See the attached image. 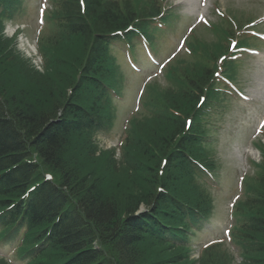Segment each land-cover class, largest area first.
<instances>
[{
	"label": "trees",
	"instance_id": "trees-1",
	"mask_svg": "<svg viewBox=\"0 0 264 264\" xmlns=\"http://www.w3.org/2000/svg\"><path fill=\"white\" fill-rule=\"evenodd\" d=\"M57 2L51 12V30L39 39L44 65L55 59L43 42L57 47L77 39L84 48L79 54L80 64L76 72L79 77L73 79L68 93L52 109H47L44 99H38L34 90L21 85L10 86L15 82L11 76H6L11 72L2 67L3 62H11L13 67H19L27 74L31 70L27 61L17 54L15 44H8L0 35V226L6 231L27 228L19 254L30 259L28 264H105V257L106 264H138L136 247L146 240L174 252L176 260L188 264L186 239L189 225L197 220V216H184V229L172 238L160 237L157 232L161 235L163 232L158 228L171 227L175 214L180 212L172 200V192H176L175 185L180 179L176 173L182 175V179L186 177L190 190L194 189L190 163L183 152L190 153L198 144L191 136L192 132L199 131L194 119L195 110L200 95L209 86L212 73L201 70L197 76L189 75L194 90L179 93L180 99L185 101L184 111H189L187 115L177 107L176 99L170 106L162 96L164 104L158 105L170 109L173 117L162 133L164 137L159 138L157 164L155 162L154 168L149 167L148 174L155 188L128 209L124 219L120 218L121 211L116 202L100 190L103 179L100 175H93L95 168L90 165L87 167L81 163L82 166H78L77 157L72 152L79 149L80 143L90 156H95L98 147L93 141L94 132L111 123L110 89L119 91L121 78L111 46L121 37L128 38V41L137 37L134 32L125 33L130 25L140 26V33H146L151 39L147 32L149 22L143 17L157 14L160 9L158 3L152 2L138 11L129 4L125 6L127 0L122 3L111 0ZM118 31L124 34L118 36ZM211 41L219 47L207 51V56L215 58L224 51L222 40ZM217 48L222 51L218 52ZM59 113L63 115L59 116ZM190 117L193 121L188 125ZM133 140L131 133L124 154ZM153 148L152 151L147 142L142 147L151 155L157 152ZM162 160L168 162L164 167ZM53 173L59 174V179ZM259 183L260 197L244 204L251 216L246 215L250 219L248 229L246 232L239 230V236L244 234L250 245L246 260L241 264H261L264 254V177ZM159 187L161 191H158ZM162 189L167 190L166 195ZM186 193L185 190L178 191L181 197ZM191 197L198 206H204L203 199ZM141 205L149 211L135 216ZM206 209H209L208 204L202 211L207 213ZM35 244H38L36 248ZM226 257L228 251L218 244L206 253L200 264H219L213 262L218 258L220 264H231L226 262ZM0 263L7 264L2 259Z\"/></svg>",
	"mask_w": 264,
	"mask_h": 264
},
{
	"label": "rangeland",
	"instance_id": "rangeland-1",
	"mask_svg": "<svg viewBox=\"0 0 264 264\" xmlns=\"http://www.w3.org/2000/svg\"><path fill=\"white\" fill-rule=\"evenodd\" d=\"M127 1L128 2L125 3V6H128L129 4L133 9L138 11H140L143 5L154 2V0ZM44 2L45 0L25 1L28 11L24 18V23L26 26H28V29L29 27L31 28L29 30V34H27L31 45L33 43V39L35 38V34L40 27L38 24L37 12L41 6V3ZM222 5L231 11L230 13L233 15L236 22L239 20V18L243 17V15L246 16L243 17L244 20L251 19L249 18V14L245 13L246 10L253 9L251 6H254L258 12L264 10V0H222ZM11 32L12 31H9L8 29L6 33L0 32L3 40L8 41V44L10 45L14 44V40L10 38ZM199 36L203 42V45L206 47L204 50L209 51L219 47L214 41H211L212 38L210 35H207L203 30L201 33H199ZM174 43L175 37L165 43V45H173ZM43 46L46 47V49L51 53L52 57L54 56L55 61L53 63L46 66L39 64L37 60H32L30 57L33 54V51L26 43L19 46V49L21 50H17V54L20 55L23 60L27 61V66L28 69L31 70V73L27 74L26 72L20 71L19 67H13L11 62H3L2 67L5 66V70L9 68V71L11 72V74H6L7 77L11 76V79L15 82L10 86H13L14 88V85H21L25 88H29V90H34L33 93L36 94L38 99H44V102L46 103L45 106L50 110L55 107L56 104H58V102L65 96L66 93H68L69 85L73 79H77V77H79V74H76L77 67L80 64L78 60L80 58L79 54H81L84 47L77 39L63 42V44H60L57 47L53 44L51 45V43L47 45L43 42ZM217 51L220 52L222 50L217 48ZM253 65H255L254 69L249 71L253 83L248 85V90L255 89V87H257L259 84L264 83L261 82V80L264 78V62L259 63V60H256L254 61ZM194 67L195 66L190 62H183L175 68V74L177 73L180 75V78L188 83L184 74L187 72L195 74L200 71L199 69H194ZM125 71L128 74L132 73L128 68H125ZM145 74L147 73L139 75L140 78L137 77L139 80H137L136 76H132V81L135 83H132V85L128 84L130 101L133 100L131 98L132 94L135 92V85L140 84V81L143 79ZM153 83V86H151L153 94L159 93L157 95L163 96V98H165V103L170 106H172L173 100L176 99L177 107H179V109L184 112L183 114L189 113V111H184V109H186L183 106V104L185 105V101L180 99V95L174 94L176 92L173 90V88L166 86V84L164 85L160 79L154 81ZM130 101L123 104V107L120 110L121 113L119 126L115 131L112 132V135H101V137L98 138L100 145L102 144L110 146L117 143L118 139L122 135L123 123L121 121L123 118L127 117L130 109L133 107V102L131 105ZM252 117L253 119H256V113L252 114ZM132 121L133 122L131 123L130 130L131 133H133L134 140L132 141L131 145H128L125 148L124 157L121 158L120 155H112L111 152H103L102 154L101 152H97V154L92 157L84 150L80 143H78L79 149L72 152L74 156L77 157L76 160L78 166H82L81 163H83L87 167L90 165L91 168H95L93 175L95 173L96 176L100 175V177L103 179L100 181V190L104 192L106 197L116 202L118 210L121 211L120 218L123 219L126 216L128 209H130L133 205H136L140 198H145V196H148V193L152 192L155 188L152 185L151 178L148 174L149 167L154 168L156 166L155 162L157 164L158 155L160 156L158 153V149H160L159 138L162 136L164 137V134L162 133L164 130L166 131L167 127L170 125V122H168L169 120L166 121L157 118L152 119L149 116L142 115H137ZM146 142L149 143L152 151L154 150V146L157 152H153V155L145 153L142 147ZM231 150L234 155L238 152L236 149L234 150L231 148ZM232 152L229 151L227 154H225V156L231 155ZM154 156L157 158H152ZM149 158H151V160ZM236 166V171L232 172L234 175L240 173L242 169V162L238 161ZM53 175L57 179L60 177V175L57 173H53ZM179 176V183L175 185V187L178 188L179 192H182L183 190L190 192V185L188 184L186 177L182 179V175ZM227 201V199L224 200L219 197L216 198L218 216L216 217L215 224L220 229L219 235L221 238L224 237V229H221V227L228 228L229 224L232 222V218L229 216L228 208L226 206ZM262 239L264 241V238ZM147 241L148 240L142 241L143 243H139V245L136 247L138 264H181V262L176 260V255L174 252L172 253L165 249V247L161 248L160 246L153 244V242ZM200 241L202 243L207 242L203 239V236H201ZM106 255L111 257L107 252ZM172 259L173 261H171ZM203 259H205V257L202 258V260ZM220 260L221 259L219 258L214 259L213 262L220 264ZM261 260V264H264V254H262ZM103 261L106 264V257Z\"/></svg>",
	"mask_w": 264,
	"mask_h": 264
},
{
	"label": "bare ground",
	"instance_id": "bare-ground-1",
	"mask_svg": "<svg viewBox=\"0 0 264 264\" xmlns=\"http://www.w3.org/2000/svg\"><path fill=\"white\" fill-rule=\"evenodd\" d=\"M188 2H192L193 0H187ZM197 1V0H196Z\"/></svg>",
	"mask_w": 264,
	"mask_h": 264
}]
</instances>
